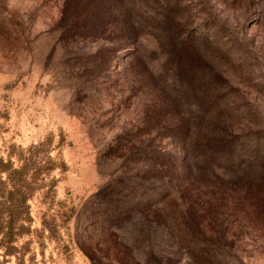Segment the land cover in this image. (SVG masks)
Masks as SVG:
<instances>
[{
    "label": "rangeland",
    "instance_id": "374dc122",
    "mask_svg": "<svg viewBox=\"0 0 264 264\" xmlns=\"http://www.w3.org/2000/svg\"><path fill=\"white\" fill-rule=\"evenodd\" d=\"M0 163V264H264V0H0Z\"/></svg>",
    "mask_w": 264,
    "mask_h": 264
},
{
    "label": "trees",
    "instance_id": "16d2710c",
    "mask_svg": "<svg viewBox=\"0 0 264 264\" xmlns=\"http://www.w3.org/2000/svg\"><path fill=\"white\" fill-rule=\"evenodd\" d=\"M42 142H38L36 144H31L27 147V151L32 152L34 151ZM43 166H38L35 170V175H39L40 172L43 170ZM24 166L20 165L19 167H14L11 168L8 166L7 163H0V216L2 212H6L8 215V220H7V229L4 232L5 234V240L8 242H11L12 239L15 236V231H14V223L17 218V215H15V207L11 206H1V201L3 197H7L8 199H12L16 195L20 198H25V193L21 192L18 186L13 184V188L5 190L2 185L5 184L9 179H19V176L24 172L23 171ZM1 173H5L4 177ZM17 175L16 178H14L13 175ZM1 218V217H0ZM127 245H124L126 248ZM8 249V248H7ZM9 251H11V244L9 246ZM117 264H122V261L117 262ZM159 264V263H158Z\"/></svg>",
    "mask_w": 264,
    "mask_h": 264
}]
</instances>
